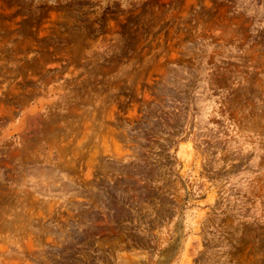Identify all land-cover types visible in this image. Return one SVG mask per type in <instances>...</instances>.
<instances>
[{
    "label": "rangeland",
    "instance_id": "374dc122",
    "mask_svg": "<svg viewBox=\"0 0 264 264\" xmlns=\"http://www.w3.org/2000/svg\"><path fill=\"white\" fill-rule=\"evenodd\" d=\"M0 264H264V0H0Z\"/></svg>",
    "mask_w": 264,
    "mask_h": 264
}]
</instances>
